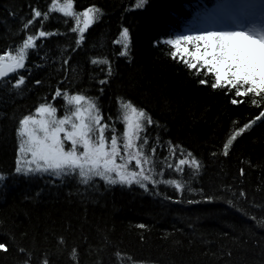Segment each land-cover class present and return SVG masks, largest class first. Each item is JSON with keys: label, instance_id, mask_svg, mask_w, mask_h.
<instances>
[{"label": "trees", "instance_id": "trees-1", "mask_svg": "<svg viewBox=\"0 0 264 264\" xmlns=\"http://www.w3.org/2000/svg\"><path fill=\"white\" fill-rule=\"evenodd\" d=\"M214 2L147 0L136 8V0H73L77 14L100 10L78 45L81 34L71 31L75 17L49 12L51 0H0V55L14 53L27 35L37 37L26 67L0 79V173L8 177L6 186L0 184V243L8 249L0 250V264H43L45 257L49 264H264V117L256 119L264 96L213 89L211 73L200 68L197 74L180 56L173 59L164 41ZM33 8L50 18L42 15L25 30ZM124 28L128 56L116 43ZM39 31L53 34L39 37ZM19 74L25 82L15 88ZM57 89L95 98L102 123L114 124L118 134L124 130L118 98L145 110L157 122L147 129L146 146L150 152L159 140L155 160L163 174L155 178L176 179L183 189L15 175L18 121L45 102L62 117L69 106L62 97L52 99ZM253 121L225 156L223 145ZM169 144L180 146L175 156ZM189 152L200 162L198 171L167 167Z\"/></svg>", "mask_w": 264, "mask_h": 264}, {"label": "snow or ice", "instance_id": "snow-or-ice-1", "mask_svg": "<svg viewBox=\"0 0 264 264\" xmlns=\"http://www.w3.org/2000/svg\"><path fill=\"white\" fill-rule=\"evenodd\" d=\"M146 3L147 0H136L135 7L143 8ZM51 4L49 12H61L64 17H75L77 25L80 23V17H83V27L71 29L73 32L78 30L81 34L80 39L76 41L79 45L86 29L96 19L93 13L100 10L89 7L77 14L73 11V0H64L63 4L51 0ZM32 14L33 18L23 23V29L27 30L34 20L42 15L44 20L50 18L48 13L42 14L36 8L32 9ZM52 34L45 31L38 33L39 37ZM36 39L35 35H27L22 46L16 49L15 55L11 52L0 55V78L6 77L9 72H16L17 69L26 67L24 61L29 55V49L36 47ZM116 43L123 44L124 50L120 55L128 56L127 28L120 32V39ZM165 43L174 49L171 52L172 58L176 59L177 53H180L181 59L189 69L196 68L197 63L202 68H206L205 75L211 73L214 76V82L211 83L213 89L227 86L229 92L235 90L236 97L249 94L264 96V30H208L194 35H179L174 39L166 40ZM189 46L194 51H189ZM185 53L192 58L191 62L184 59ZM64 63L68 64V61L65 60ZM92 63L95 64L97 61L93 60ZM108 74L111 75V68ZM24 82L25 77L19 74V79L13 87L19 88ZM107 82V80L100 81L101 84ZM199 82L208 83L207 80ZM36 83L40 84L41 81L37 80ZM58 97H62L67 106H71V110L66 111L64 116L57 118L58 109L51 102H45L40 103L33 114L24 115L18 121L15 175L29 177L35 174H47L60 180L74 178L84 186H90L94 178H99L107 186L135 184L147 191L148 185L155 187L164 183L173 185L178 192L183 189V184L176 179L161 181L155 178L163 174V169L157 171L158 165L155 160L159 140L157 139L152 145L150 152L146 146L150 143L147 129L157 122L153 121L145 110L138 109L130 101H122L118 98L123 110L124 124L123 133L118 134L114 124L102 123L103 117L95 98L80 93L70 95L67 91L62 93L57 89L52 99ZM241 102L243 101L238 99L231 100L234 105ZM252 103L258 104V101L253 99ZM261 117H264V111H261L256 119ZM252 123L254 121L244 124L227 140L223 145L225 156L228 155V149L233 141L250 128ZM109 131L110 137L106 136ZM66 144H70V147H66ZM168 147L170 154L175 156L176 148L180 146L169 144ZM185 165H189L195 171L200 168V162L190 152L187 157L178 159L175 165L169 163L167 167L179 173L184 171ZM240 172L243 175L244 169L242 168ZM7 178L0 173V184L6 186ZM138 227L145 226L138 225ZM0 250H8L5 243H0ZM20 251L24 252V249ZM75 252L76 250L73 249V253ZM25 264H30V259L26 260ZM43 264H49L47 257Z\"/></svg>", "mask_w": 264, "mask_h": 264}, {"label": "rangeland", "instance_id": "rangeland-1", "mask_svg": "<svg viewBox=\"0 0 264 264\" xmlns=\"http://www.w3.org/2000/svg\"><path fill=\"white\" fill-rule=\"evenodd\" d=\"M195 16L193 21L189 22L187 27L183 29L182 33L167 38L164 41L174 39L179 35H194L208 30H264V0H218L214 7ZM76 27L77 29L78 27H83L82 16L80 17L79 25H77L76 22ZM189 51H194V49L189 46ZM11 54L15 55L16 51ZM177 55L181 57L180 53H177ZM184 59H188L190 62L192 61V58L188 56L187 53L184 54ZM196 67L198 69L202 68L199 63H197ZM244 87L246 88L247 86ZM70 110L71 106H69V111ZM63 111L64 116L66 114V109ZM57 118L59 117L57 116ZM66 147H70V144H66ZM117 162H120L119 159Z\"/></svg>", "mask_w": 264, "mask_h": 264}, {"label": "water", "instance_id": "water-1", "mask_svg": "<svg viewBox=\"0 0 264 264\" xmlns=\"http://www.w3.org/2000/svg\"><path fill=\"white\" fill-rule=\"evenodd\" d=\"M10 73H11V72H9L8 75H9ZM8 75H7V76H8ZM7 76H6V77H7ZM3 78H4V77H3ZM0 79H2V78H0Z\"/></svg>", "mask_w": 264, "mask_h": 264}]
</instances>
